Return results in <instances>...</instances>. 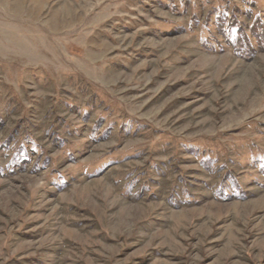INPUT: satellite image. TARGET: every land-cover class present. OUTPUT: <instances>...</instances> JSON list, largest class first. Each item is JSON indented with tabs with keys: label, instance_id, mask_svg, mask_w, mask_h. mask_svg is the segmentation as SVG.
Returning <instances> with one entry per match:
<instances>
[{
	"label": "rangeland",
	"instance_id": "obj_1",
	"mask_svg": "<svg viewBox=\"0 0 264 264\" xmlns=\"http://www.w3.org/2000/svg\"><path fill=\"white\" fill-rule=\"evenodd\" d=\"M226 13L264 0H0V264H264V51Z\"/></svg>",
	"mask_w": 264,
	"mask_h": 264
},
{
	"label": "trees",
	"instance_id": "obj_2",
	"mask_svg": "<svg viewBox=\"0 0 264 264\" xmlns=\"http://www.w3.org/2000/svg\"><path fill=\"white\" fill-rule=\"evenodd\" d=\"M216 30L222 34L226 42L231 46L233 53L241 58L248 59L254 54L262 50L264 51V21L260 15H256L248 24L246 29L242 22L234 14L220 15V18L215 20ZM218 33V34H219ZM254 42V44L252 43ZM22 154L24 155L23 151ZM20 160L24 157L18 155ZM224 179V183L228 184L229 179ZM233 183H235L233 181ZM222 189L219 195L228 196V190L225 189L226 185H220ZM228 186V185H227ZM233 186V185H232ZM234 186L232 187V189Z\"/></svg>",
	"mask_w": 264,
	"mask_h": 264
}]
</instances>
